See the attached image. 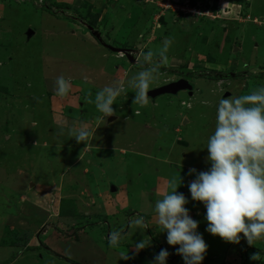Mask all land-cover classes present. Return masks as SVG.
Returning <instances> with one entry per match:
<instances>
[{"label": "rangeland", "instance_id": "374dc122", "mask_svg": "<svg viewBox=\"0 0 264 264\" xmlns=\"http://www.w3.org/2000/svg\"><path fill=\"white\" fill-rule=\"evenodd\" d=\"M148 1L0 0V264H152L161 249L167 264H184L154 211L173 176L208 246L202 264H264L250 259L264 256V239L249 245L240 234L232 244L211 235L188 189L189 169L210 167L201 148L219 99L264 86V0ZM87 26L129 48L133 63ZM157 65L150 89L183 76L192 95L161 94L140 106L125 83L115 114L102 117L97 91ZM60 76L69 82L64 96L56 94ZM82 127L93 133L85 144L69 134ZM113 231L122 233L118 247L108 242ZM144 238L150 245L137 252Z\"/></svg>", "mask_w": 264, "mask_h": 264}, {"label": "clouds", "instance_id": "9594fccd", "mask_svg": "<svg viewBox=\"0 0 264 264\" xmlns=\"http://www.w3.org/2000/svg\"><path fill=\"white\" fill-rule=\"evenodd\" d=\"M246 17H249L248 14ZM168 44L170 41L159 53L161 64L167 63ZM147 56H153V52L149 51ZM158 68L159 65L155 68L145 67L126 82H118L116 87L105 86L97 91L94 98L97 111L102 117L114 115V102L125 93V83L134 89L133 104L146 105ZM56 86L59 96L69 91V82L63 76L57 78ZM69 134L78 143L84 144L93 135L83 127L79 131L70 130ZM201 149L207 150L206 159L210 167L201 172L195 168L189 169L188 174L194 175L195 179L188 189L191 199L201 202L206 209V231L232 244L240 243V234L249 245L264 239V86L257 87L247 95L222 96L216 106L215 130ZM181 185V177L177 180L173 176L168 181L166 194L155 201L157 223L160 232L166 233L167 244L179 246L176 254L182 257L184 264H202L208 246L198 232V222L186 208L189 200L177 191ZM135 224L143 226V218L137 219ZM121 240L120 231L109 234L110 246L118 247ZM149 245L144 238L134 247L139 252ZM168 257L169 252L161 249L152 264H167ZM122 258L128 259V256ZM250 259L260 262L264 261V256L257 252Z\"/></svg>", "mask_w": 264, "mask_h": 264}, {"label": "water", "instance_id": "95a60500", "mask_svg": "<svg viewBox=\"0 0 264 264\" xmlns=\"http://www.w3.org/2000/svg\"><path fill=\"white\" fill-rule=\"evenodd\" d=\"M87 29L90 30L92 32V35L100 42V43H104L100 37L99 32L95 31L94 29H92L91 26H87ZM31 32V30L29 31ZM28 32V33H29ZM105 47H107L108 49H110L111 51L114 52H119V51H123L125 52V57L128 59V61L130 63H133L134 58L132 55H130L129 48H118V47H114L111 45H108L106 43H104ZM233 76V75H232ZM180 90H187L189 95H192V85L188 82L187 79L185 78H179L177 80L174 81H170L166 84L160 85L158 87H154L152 89H149L148 92V97L153 98L156 97L158 95L161 94H175ZM229 93H225L224 96L228 95Z\"/></svg>", "mask_w": 264, "mask_h": 264}, {"label": "trees", "instance_id": "16d2710c", "mask_svg": "<svg viewBox=\"0 0 264 264\" xmlns=\"http://www.w3.org/2000/svg\"><path fill=\"white\" fill-rule=\"evenodd\" d=\"M190 1L193 3L195 0H190ZM232 2H233V1H232ZM150 3H151V2H150ZM234 3H235V2H234ZM155 11H156V10L154 9V12H155ZM242 11H243V10H242ZM240 12H241V11H240ZM153 14H154V13H153ZM242 14H244V12H243ZM159 18H160V20H161V16H160ZM162 19H163V18H162ZM162 23H164V21H162ZM192 23H193V22H192ZM164 24H165V23H164ZM164 24H163V25H164ZM190 24H191V23H190ZM221 24H222V23H221ZM221 24H218V27H220V30H221V28H224V27H225V26H221ZM234 25H235V24H234ZM229 26H232V24H230ZM218 27H217V29L219 30ZM233 27H234V26H233ZM218 30H217V31H218ZM225 30L227 31V33L229 32V29H227V27H226ZM225 30H224V31H225ZM226 31H225V32H226ZM221 33H222V32H221ZM226 35H227V34H226ZM227 36H228V35H227ZM229 37H230V36H229ZM231 38H232V37H231ZM231 38H230V39H231ZM204 39H205V38H204ZM226 40H229V39H227V37H226ZM223 44H225V43L223 42ZM226 44H227V43H226ZM194 50H195V49H194ZM178 53H179V52H178ZM189 53H190V52H189ZM177 55H178V54L175 53L174 56H177ZM207 55H208V57H211L209 54H207ZM210 60H211V59H210ZM192 88H193V86H192Z\"/></svg>", "mask_w": 264, "mask_h": 264}, {"label": "crops", "instance_id": "0c3cea01", "mask_svg": "<svg viewBox=\"0 0 264 264\" xmlns=\"http://www.w3.org/2000/svg\"><path fill=\"white\" fill-rule=\"evenodd\" d=\"M230 3V2H229ZM232 4V3H231ZM164 185L167 187V183H164ZM56 250H58L59 251V253H61L62 255H65V254H63V252L61 251V249L59 248V247H57L56 249H55V251ZM19 255V254H18ZM13 260H15V259H13ZM12 260V261H13Z\"/></svg>", "mask_w": 264, "mask_h": 264}, {"label": "built area", "instance_id": "2783aa9c", "mask_svg": "<svg viewBox=\"0 0 264 264\" xmlns=\"http://www.w3.org/2000/svg\"><path fill=\"white\" fill-rule=\"evenodd\" d=\"M145 1H148V0H145ZM192 9L194 10L195 8L193 7ZM209 14H212V13H209ZM117 53H119V56H125V52H123V51H119Z\"/></svg>", "mask_w": 264, "mask_h": 264}, {"label": "flooded vegetation", "instance_id": "af4514ba", "mask_svg": "<svg viewBox=\"0 0 264 264\" xmlns=\"http://www.w3.org/2000/svg\"><path fill=\"white\" fill-rule=\"evenodd\" d=\"M179 78H185V77H183V76H182V77H178V79H179ZM185 79H186V78H185ZM189 83L192 85V83H191V82H189Z\"/></svg>", "mask_w": 264, "mask_h": 264}, {"label": "bare ground", "instance_id": "6f19581e", "mask_svg": "<svg viewBox=\"0 0 264 264\" xmlns=\"http://www.w3.org/2000/svg\"><path fill=\"white\" fill-rule=\"evenodd\" d=\"M129 14H130V13H129ZM258 56H259V57H261V55H260V54H259ZM162 183L164 184V182H162ZM160 194H161V193H160Z\"/></svg>", "mask_w": 264, "mask_h": 264}]
</instances>
